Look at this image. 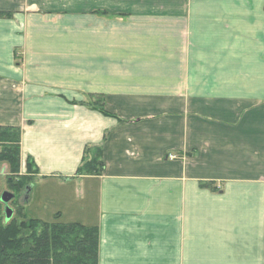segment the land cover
<instances>
[{
	"label": "crops",
	"instance_id": "1",
	"mask_svg": "<svg viewBox=\"0 0 264 264\" xmlns=\"http://www.w3.org/2000/svg\"><path fill=\"white\" fill-rule=\"evenodd\" d=\"M0 11V126L23 129L53 221L97 226L99 264H264V0ZM88 146L104 169L77 176Z\"/></svg>",
	"mask_w": 264,
	"mask_h": 264
},
{
	"label": "trees",
	"instance_id": "2",
	"mask_svg": "<svg viewBox=\"0 0 264 264\" xmlns=\"http://www.w3.org/2000/svg\"><path fill=\"white\" fill-rule=\"evenodd\" d=\"M11 17L12 13L0 11V18ZM89 98H94V101L82 104L100 110L104 115L114 116L105 110L103 95L91 94ZM22 132L21 127L0 126V167L6 164L9 172L17 177V182L9 177L8 183L15 190L17 198L24 192L27 202L30 198L28 188L33 186L39 169L29 157L26 163L27 173H20ZM103 169L102 147L88 146L76 175H100ZM1 174L0 169V181ZM202 185L216 188L212 182ZM1 207L0 200V264H99L97 226L59 219L47 222L31 218L27 216L25 206L19 207L16 212L13 210V216L7 222Z\"/></svg>",
	"mask_w": 264,
	"mask_h": 264
},
{
	"label": "rangeland",
	"instance_id": "3",
	"mask_svg": "<svg viewBox=\"0 0 264 264\" xmlns=\"http://www.w3.org/2000/svg\"><path fill=\"white\" fill-rule=\"evenodd\" d=\"M92 30H93V25H92ZM88 101L89 102H93L94 98H89ZM22 131H23V129H22ZM0 151H1V146H0ZM21 157H22V146H21ZM26 163H27V161H26ZM0 169H1V172H2L1 181H0L1 195L4 192H10V193L14 194V196H15L14 200H12V202H10V204H9L10 207L16 212L19 207L25 206L26 214H27L28 217H31V218L40 217L44 221L53 222V220L55 218V216H53V213H54L53 210L56 208V206L54 205L56 203L53 202V200L50 201L51 199L49 200V196L47 197V193H48L47 191L53 189V187H52L53 183H51V182L46 183V186H44L43 189L38 190L39 188H36L38 186H35V184H36L35 182H37L36 181L37 177H35L34 178L35 179L34 187L32 186V189H31L30 186H29L27 194H30V196L33 197V201H35L36 203L33 204V202H31V204H29L30 201H27V202L25 201L26 195H25L24 192H22V195L17 198L18 195L15 193V190L9 185V183H8L9 177L14 178L13 181L17 182V180H18L15 175H12L9 172V167L6 164H2ZM20 173L21 174H26L27 173L26 165H25V167H23L22 164H21ZM39 185H40V183H39ZM58 195H63V190L62 189L58 190ZM61 206H63V205H61ZM1 208H2L1 209L2 213L5 216V205L3 203H2V207ZM77 212H79L78 209H77ZM72 213H74V212H72ZM67 214L62 219L64 222L68 221V215Z\"/></svg>",
	"mask_w": 264,
	"mask_h": 264
},
{
	"label": "water",
	"instance_id": "4",
	"mask_svg": "<svg viewBox=\"0 0 264 264\" xmlns=\"http://www.w3.org/2000/svg\"><path fill=\"white\" fill-rule=\"evenodd\" d=\"M32 189V187H31ZM14 194L10 193V192H4L1 195V202L5 205V220L8 222L12 216H13V209L10 207V202L14 199Z\"/></svg>",
	"mask_w": 264,
	"mask_h": 264
},
{
	"label": "built area",
	"instance_id": "5",
	"mask_svg": "<svg viewBox=\"0 0 264 264\" xmlns=\"http://www.w3.org/2000/svg\"><path fill=\"white\" fill-rule=\"evenodd\" d=\"M170 157H171V159H176L177 155H171Z\"/></svg>",
	"mask_w": 264,
	"mask_h": 264
}]
</instances>
